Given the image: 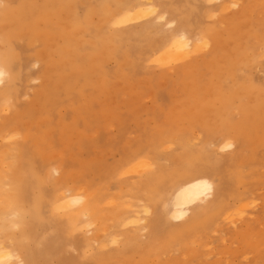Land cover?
<instances>
[{"label": "rangeland", "instance_id": "1", "mask_svg": "<svg viewBox=\"0 0 264 264\" xmlns=\"http://www.w3.org/2000/svg\"><path fill=\"white\" fill-rule=\"evenodd\" d=\"M20 1L22 0H0V6L9 3L16 5ZM24 1L41 2V0ZM146 1L155 8V12L131 22L111 23L107 21L108 14L105 15L100 10L93 13L92 22L103 26L100 32L105 43L109 47L118 46L117 57L105 58L103 77L102 75L90 77L91 80L83 84L88 77L81 74L84 77L73 82L70 92L60 94L62 97L59 96L58 99L60 97L62 99H57L53 109L45 115L38 103V96L43 89L55 83H62L64 78L78 71H75L73 67H65L61 72H57L59 54L53 46L63 44V38L50 42L53 46L49 48L39 37L32 43L19 40L20 47H18L21 49L19 51L22 52L23 57L30 58V64L27 65L30 67L20 73L24 86H20L21 95L15 101L17 106L0 110V123L19 113L14 118L9 131L18 129L20 134L14 140L0 141V144L3 147H9L24 143L27 141L25 133H30L29 143H35L34 146L41 153L37 155L38 160L43 161V156H49L51 162L59 166L67 183L72 184L73 181H78L77 185H79L82 181L90 185L92 191L100 192L104 196L102 206L106 213L114 208L115 203L121 204L124 211L134 202L138 203L137 205L149 204L150 202L145 201L146 195L143 192L139 193L141 198L138 197L139 194L136 196V190L133 193L127 191L131 183L139 180L136 172H128L129 167L137 165L142 160H148L155 165L160 163L166 165V168L173 169L174 166L177 168L178 162L181 160L184 162L183 160L186 159V156L179 155L184 150L180 146V141L190 142L194 151L210 150L221 159H229L230 156L239 153L241 154L240 161L238 160V164L236 163L234 167H237L235 172H240L243 177L238 178L236 174L229 175L228 172L218 173V175L215 173L209 177L216 184H214V198L218 188L223 185L227 187V190L243 191L242 193L246 191L244 193L246 196L243 194L242 200H236L233 197L226 198V204L230 207L227 214L229 217L226 220H223L224 217L216 220L215 224L212 223L207 230L201 229V232L198 231L199 233L195 236H189L190 239L188 237L184 243L170 247L171 249L167 248L166 253L151 254L152 258L151 256L148 258L149 262L148 259L144 262L139 253L132 254L130 258L117 253L110 261L116 264L124 262L130 264L132 260L135 262L132 264H264V144H255L251 135L247 137L245 134L242 142L235 138L232 140L237 141L231 149L232 151L239 150L238 153L237 151L231 152V149L220 152L219 145L223 137L218 131V124L207 127V124L203 123H190L183 117L186 113L210 116L214 104L219 106V95L239 91L240 96L232 100L226 112L235 122L234 127L242 124L243 106L249 98L248 89L245 87L252 85L254 90L264 91V58H260L258 54L264 50V43H262L264 0H230L236 1V6L231 5L225 10L221 8L220 3L209 5L205 3V0ZM98 3V0H80V2H74L73 8H76L74 11L78 9L77 13L83 17L89 5L94 6ZM206 12H211L215 16L206 17ZM159 13L166 15V21L175 20L177 25L179 22H186L192 34L209 36V46L186 58L171 59L163 65L154 62L153 52L150 50V47L154 48V46L152 47L151 43L148 44V40L159 41L167 31V27L163 24L166 21L160 23L154 19ZM193 19L197 27L192 23ZM147 23L152 24L150 27L152 32L148 31L142 35L136 33L142 25ZM213 25H215L213 33L209 32L210 35H206L202 29ZM54 27L60 28L61 26L59 24ZM119 32H122L121 40L118 38ZM83 35L90 39L89 33L84 32ZM133 36L135 38L131 39ZM88 48H92L97 56L103 55V50L100 48L89 46L84 50L87 51ZM43 49L45 59L37 61L38 52ZM237 53L238 57H236ZM92 61L88 63L90 64L88 67H92L94 63L99 64V62L93 63ZM46 62L49 64L48 68H45ZM232 64L234 72L231 74L227 65ZM15 65L24 66V60ZM226 97L228 96L223 98ZM231 133L238 134L236 130H231ZM40 142L42 144H39ZM206 142L208 145L204 146ZM142 147L148 149L146 153L138 150L137 160L120 167L129 152L142 149ZM155 151L159 153L158 157H155ZM229 153L231 155L228 157ZM173 156L178 157L177 163ZM203 160L204 164L206 158ZM192 166L196 167V164ZM58 176L60 174L54 177ZM166 179L165 182L172 180ZM236 184H239L238 187ZM169 193L170 191L167 194ZM45 210V217L49 218V211L47 208ZM156 214V207L152 206L145 221L147 227L139 235L141 242L149 241L151 224ZM109 217L106 218L104 224L109 231H112L113 221ZM122 229L127 231L126 234H133L136 226L128 224ZM118 230L120 232V228ZM38 232L41 248L46 247L45 244L48 241L53 242L49 240L51 236V240H54L52 239L55 233L53 226ZM41 235L44 236L41 238ZM66 236L68 237L64 242L65 250L61 258L75 257L83 261L84 257L81 256L83 250L77 249L68 240L74 236L72 237L70 233ZM44 238L45 241L42 242ZM29 243L34 244L33 240ZM117 248L116 245L109 244L106 251L98 252L112 254L117 252ZM58 258L54 259L55 263L51 262V264H57Z\"/></svg>", "mask_w": 264, "mask_h": 264}, {"label": "bare ground", "instance_id": "2", "mask_svg": "<svg viewBox=\"0 0 264 264\" xmlns=\"http://www.w3.org/2000/svg\"><path fill=\"white\" fill-rule=\"evenodd\" d=\"M76 1L80 2V0H41L37 3H28L22 0L16 5L9 3L0 6V69H3L5 73L4 82L0 84V110L17 106L15 101L21 95L20 86L22 85L20 73L25 68L30 67L27 66L30 64V58L23 57L22 52L19 51L21 50L19 49L20 45H18L19 40L32 43L39 37L49 48V46H53L50 42L56 41L57 38H63V44L53 46L59 54L56 65L57 72H61L65 67H73L75 71H78V73L64 78L62 83H55L51 87L46 86L43 89L38 96V103L45 115L50 113L62 93L70 92L73 82L81 77L83 78L84 75L88 79L84 80L85 83L82 82L83 84L91 80L90 77L96 75H102L103 77V74H105L103 71L105 58L117 57L118 46L109 47L105 43V39L101 37L100 32L103 26L102 24L95 25L92 22L93 13L100 10L103 14H108V22L126 23L155 12V8L146 0H98L99 3L94 6L89 5L86 13L81 17L77 13L78 9L74 11L76 8H73ZM216 2L220 3L223 10L228 9L231 5L236 6V1L205 0V3L209 5ZM184 6L186 5L184 4ZM176 9L179 11L178 8ZM186 9L188 11V7ZM205 16L212 18L215 15L206 12ZM154 19L162 23L166 21V15L159 13ZM194 21L193 19L192 23ZM198 21L201 22V20ZM59 24L60 28L54 27ZM163 24L167 27V31L160 37L159 41L148 40V44L151 43V46H154V48L150 47L151 52H153V61L158 64L163 65L171 59L186 58L209 46V36L192 34L191 28L188 29L186 22H179V25H177L175 20L170 19ZM195 25L197 27V23ZM151 26V23L144 24L136 33L142 35L151 31ZM214 27L215 25L204 27L202 30L206 35H210L214 31ZM84 32L90 34V39L84 37ZM118 35L121 40L122 32H119ZM134 38L133 36L131 39ZM262 43H264V38ZM89 46L100 48L103 50V55L97 56L92 48H88L87 51L84 50L85 47ZM44 49L38 52L39 59L37 61L45 59ZM258 54L260 58H264V50H261ZM236 57H238V53ZM22 60H24V66L17 67L15 64ZM90 61L93 63L99 62V64L94 63L92 67H88ZM48 66L49 64L46 62L45 68H48ZM227 67L232 74L234 65H227ZM245 88L248 89L249 98L243 106L244 119L242 124H238L236 127H234L235 122L229 117L226 109L234 98L240 96L239 91L225 92L219 95V106L214 104L210 116L199 113H186L183 115L184 119H188L190 123H203L207 124V127L218 124V131L223 137V141L219 145L220 152L234 147V142L237 140L242 142L245 139V134L247 137L251 135L256 142L255 144H264V91L261 89L254 90L252 85ZM225 96L228 97L223 98ZM61 97L60 99H62ZM18 114L16 113L0 123V141L14 140L20 134L18 129L9 131L14 118ZM231 130H236L238 134L233 135ZM25 134L27 141L24 143L9 147H3L0 144V236L3 237H0V264H51L58 257L60 258L57 259V264H116L110 260L117 253H121L128 258L132 254L139 253L145 262L151 254L166 253L167 248L184 243L189 236H195L201 232V229L207 230L216 220L223 217V220H226L229 217L227 214L230 209L229 205L226 204V198L233 197L236 200H242L243 194L246 193V191L242 193L243 191L227 190V187L223 185L218 188L214 198L216 184L209 178L212 174L216 173L218 175V173L223 172L224 174L228 172L229 175L236 174L238 178L243 177L240 172H235L237 167H234L241 158V154L238 153L239 150L236 149L238 154L232 156L229 153V159H221L220 156L217 157L210 150L198 149L194 151V147H191L190 142L180 141V146L184 150L181 148L183 151L179 155L186 156V159L183 160L184 162H181L180 159L181 161L176 165L177 168L174 165L175 168L173 167V169L166 168V165L160 163L155 165V163L148 160H142L137 165L129 167L130 171L128 172H136L139 180L131 183L128 186L130 189H127V191L133 193L136 190V196L143 192L146 195L145 201L150 202L149 204L137 205L138 203L135 204L134 202V204L126 207L124 211L120 206L121 204L115 203L114 208L106 213L102 206L104 196L100 192L92 191L91 186L82 183V181L79 185H77L78 181H73L72 184L67 183L59 166L53 164L49 156H43L42 162L38 160L37 155L41 153L34 146L35 143H29L30 133ZM234 138L237 140L232 141ZM39 144L36 143V145ZM207 145L206 142L204 146ZM145 148L142 147V149L139 148L136 151L129 152L126 157L124 156L125 160L120 167L122 168L126 164L137 160L138 150L146 153L148 149ZM233 151L231 149V152ZM154 155L158 157L159 153L155 151ZM176 156H173V159L177 163L179 160ZM223 157L226 156L223 155ZM205 158L208 164H205L206 162L203 164ZM194 163L196 167L192 166ZM250 168L252 169V167ZM170 170L172 171L170 172ZM56 174H60V176L54 177ZM166 178L172 180L168 183L165 182L167 181ZM237 185L239 184H236V187H238ZM118 188L116 189L118 190ZM168 191H170V196L167 194ZM132 193L131 195H133ZM81 197L83 200L80 199ZM138 197H141V195L139 194ZM152 206L156 207L157 214L151 224L152 230H149L150 239L144 243L140 241L139 235L147 227L145 221L147 214L152 210ZM46 208L49 211V218L45 217ZM108 217L113 221L112 227L114 226V229L112 231H109L104 224ZM128 224L136 226V230L132 231L133 234H126L127 231L121 230L122 227ZM49 226L55 228L52 238L54 240H51L52 236L50 234L49 240L53 242L43 243L46 247L41 248L38 231ZM118 228H120V232ZM16 229L19 230L16 231ZM67 233H70L72 237L74 236L68 240L77 249L83 250L81 256L86 261L75 257L65 256L66 258H61V254L65 250L64 242L68 237L66 236ZM44 235H41V238ZM31 240L34 242L33 245L29 243ZM43 241H45V238L42 239ZM109 244L116 245L118 247L117 252L112 254L98 252L106 251ZM78 255L80 256V254ZM132 261L134 262V260ZM132 263L130 261V264Z\"/></svg>", "mask_w": 264, "mask_h": 264}, {"label": "clouds", "instance_id": "3", "mask_svg": "<svg viewBox=\"0 0 264 264\" xmlns=\"http://www.w3.org/2000/svg\"><path fill=\"white\" fill-rule=\"evenodd\" d=\"M4 76H5V73H4L3 69H0V84H2L4 82ZM80 199L83 200L82 197Z\"/></svg>", "mask_w": 264, "mask_h": 264}]
</instances>
